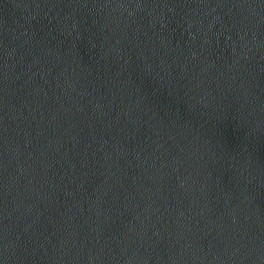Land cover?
<instances>
[{
    "label": "water",
    "instance_id": "95a60500",
    "mask_svg": "<svg viewBox=\"0 0 264 264\" xmlns=\"http://www.w3.org/2000/svg\"><path fill=\"white\" fill-rule=\"evenodd\" d=\"M0 264H264V0H0Z\"/></svg>",
    "mask_w": 264,
    "mask_h": 264
}]
</instances>
